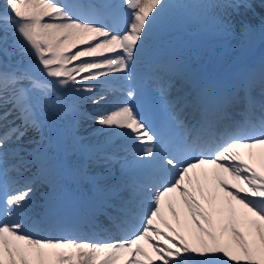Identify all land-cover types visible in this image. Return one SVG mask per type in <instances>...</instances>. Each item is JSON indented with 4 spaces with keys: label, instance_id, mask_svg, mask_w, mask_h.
<instances>
[{
    "label": "snow or ice",
    "instance_id": "6c2138e0",
    "mask_svg": "<svg viewBox=\"0 0 264 264\" xmlns=\"http://www.w3.org/2000/svg\"><path fill=\"white\" fill-rule=\"evenodd\" d=\"M250 7L246 0H5L0 53L10 58L11 47L35 62L0 67V264H264V73L209 89L186 64L158 58L187 10L219 9L215 23L228 34V9ZM114 77L127 87L110 102L99 89ZM145 79L158 93L155 111L165 117L156 127L145 107ZM257 87L259 100L252 95ZM61 91L88 93L98 106L91 118L110 134L104 145L111 137L134 142L131 159L84 144L79 102L65 106ZM69 113L73 120L57 142L45 144L49 118ZM29 129L40 140L25 161L23 149L9 145ZM76 151L85 163L67 162ZM113 163L121 171L109 170L111 183L89 173V164ZM28 165L36 172L21 184ZM63 181L103 193L89 198L77 218L91 237L45 234L63 220L52 208L34 211V186L47 183L51 201L68 194Z\"/></svg>",
    "mask_w": 264,
    "mask_h": 264
},
{
    "label": "bare ground",
    "instance_id": "6f19581e",
    "mask_svg": "<svg viewBox=\"0 0 264 264\" xmlns=\"http://www.w3.org/2000/svg\"><path fill=\"white\" fill-rule=\"evenodd\" d=\"M174 2L195 5V4H206V3H210V2L219 3V2H222V0H174ZM246 2L248 4H250L251 7L247 8V9L241 8L239 10V13L233 11L232 9H228V12L231 13V16L228 17V19L231 20V23L233 25L231 31L229 32L231 34V36H230L229 40L213 42V43H211V46L205 45V47H204L205 52L204 53L206 55L209 54V55H211L212 59H215L217 57V52L212 51V50H213L215 45H218V46L224 47L225 48L224 51H226V52L230 51L231 48L233 49L230 51L229 56L226 58V64H229L233 61L236 63H241L242 64L241 68L242 67L245 68V65L251 66L252 61L259 60L258 52L253 51V50H249L247 47L248 45L245 41L248 38L247 35L253 34L254 31L251 29V31H249V33L246 34V36L243 35L240 31H242V25L244 24V22L247 24H251L252 26L257 25L258 23L261 22V20L264 16V0H246ZM1 8H2V4L0 3V9ZM219 11H220L219 9L212 10V9L192 8V9H189L185 13L182 14L181 18L178 19L177 24L180 21H181L180 23H182V19L184 17H189L190 15H194V14H199L200 15V17H199L200 22L202 24H204L206 26H216L218 28V26L215 23L214 17H215V14L218 13ZM8 34L10 35L11 31ZM234 34H237V35H234ZM185 39L187 40V38H185ZM170 41H171V36L166 35L162 44L160 45V46L164 47V48H162V50H165L167 52L168 59H170L172 57V55L174 54V51H175L174 45ZM236 43H238L240 45L239 46L240 49H235V47H237V45H235ZM199 58L200 57L197 55V56L193 57V60L195 61V59H196L195 62L197 64V66L202 67V59L199 60ZM12 59L9 58L10 62H13V61L18 62L19 61V59L13 55H12ZM23 63L25 65H28L27 64L28 62H23ZM11 65H14V64H11ZM3 66H8V64L5 61H2L0 59V67H3ZM194 68L195 69L193 70L192 73H194L198 78L201 75L208 74L206 69H204L205 71H200V69H198L197 67H194ZM112 81H119V79L114 77V78H112ZM187 87H189V85H187ZM85 94L89 95L88 93L76 94V93L70 92L69 95L66 96V100L70 98L73 101L74 100L78 101L77 97L80 95H85ZM83 102L84 101H81L79 103V109L83 110V112L88 113V117L94 115L98 109L91 110V108H84ZM86 116H87V114H85V117ZM57 119H58L57 116H51L49 118V124L46 125L44 128V136L46 137V139L44 140L45 144H48L47 138H50L52 141L55 138H58V136H55L52 138V135L54 134L55 130L59 129L58 125H54V123L57 121ZM80 123L81 122L79 121V126L81 127ZM94 128H100V126L93 127V128H91V130H93ZM107 135L110 136L108 131H107ZM30 138H34V139L36 138V131L34 129H30V136L26 137L27 141H29ZM100 138L101 137H99V139ZM49 151L53 153V147H50ZM54 152L58 153L59 150L58 149L56 151L54 150ZM66 159H67L68 163L74 162L76 159L75 153L70 154Z\"/></svg>",
    "mask_w": 264,
    "mask_h": 264
},
{
    "label": "rangeland",
    "instance_id": "374dc122",
    "mask_svg": "<svg viewBox=\"0 0 264 264\" xmlns=\"http://www.w3.org/2000/svg\"><path fill=\"white\" fill-rule=\"evenodd\" d=\"M0 35H2V33H0ZM12 41H13V36H12V32H11L10 35L8 34V43H9V46L12 44ZM9 51L14 52L13 56H15L16 58L19 59V61H20L19 65L20 66L25 65L23 62H28L27 63L28 65H29L30 62L31 63H34L35 62L34 61V57L27 56V55H22L21 52L18 49H12L11 47H9ZM4 57H7V56H4L2 53H0V59L2 61H3L2 58H4ZM10 58L12 59V56ZM15 64H17V63H15ZM28 65H26V67Z\"/></svg>",
    "mask_w": 264,
    "mask_h": 264
}]
</instances>
